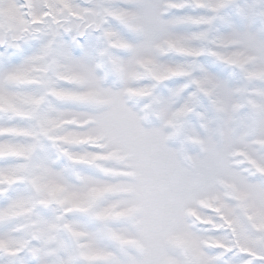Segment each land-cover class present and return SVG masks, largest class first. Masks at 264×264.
Here are the masks:
<instances>
[{
	"label": "snow or ice",
	"instance_id": "1",
	"mask_svg": "<svg viewBox=\"0 0 264 264\" xmlns=\"http://www.w3.org/2000/svg\"><path fill=\"white\" fill-rule=\"evenodd\" d=\"M0 264H264V0H0Z\"/></svg>",
	"mask_w": 264,
	"mask_h": 264
}]
</instances>
